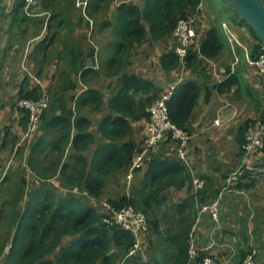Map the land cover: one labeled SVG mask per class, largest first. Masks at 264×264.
Here are the masks:
<instances>
[{
	"label": "crops",
	"instance_id": "1",
	"mask_svg": "<svg viewBox=\"0 0 264 264\" xmlns=\"http://www.w3.org/2000/svg\"><path fill=\"white\" fill-rule=\"evenodd\" d=\"M228 3L203 0L196 12L197 38L190 50L192 55L186 65L178 69L170 65L171 69H168L163 64L164 57L175 51L177 46L173 37L154 34L146 22V38L142 42H129L127 34L124 37L120 35L128 15L126 7L133 5L143 10L146 0H109L102 3L99 0H87L86 6L90 13L102 12L98 15L99 22L93 20V23L84 25L77 23L73 29L71 25H59L58 31L61 34L57 36H54L55 29L49 24L37 29L21 25L10 28L12 33L20 31L22 34L18 37L22 44L19 45L22 47L21 55L28 57V65L31 66L29 72L32 73L31 78L24 75L21 76V82L16 83L17 95L24 81H29V89L40 83V69L34 59L39 46L49 50L58 38V53L66 55L65 61L70 62L72 58L76 60L75 70L70 67L66 69L71 72L70 80L67 82L66 76H63L64 81L60 87L64 92L62 102L54 115L45 122V128L39 132L45 142L50 144L44 151L43 161L46 162L45 155L52 150L51 145L59 127L54 118L67 117L73 124L72 140L66 146L61 166L65 163L73 164L69 154H74L87 160L89 172L100 146H120L131 140L143 144L147 135L149 101L158 99L171 85L180 83L170 104L178 113L181 112L177 114L175 124L192 137L187 153L188 163H181L174 154L167 151L170 143L165 142L160 148V158L167 159V162L156 164L157 178L153 185L161 192L153 206L155 221L149 234L143 237L144 251L136 258L125 259V264H177L175 255L178 247L170 240L182 232L180 228L183 227H178L182 218L180 208L186 203V213L192 208L197 211L192 215L194 220L191 221L194 224L190 233H195L199 255H209L221 264H242L241 250L245 247L256 248L260 255L264 253V147L245 164L241 142L246 140L247 131L244 135L239 133L245 123L264 120V76L247 61V55H252L259 44V38ZM224 23L230 27L239 43L230 41ZM32 30L37 36L34 41L28 42L27 36ZM32 42H38V45H32ZM72 48L75 57L66 51ZM4 49H8L3 53L5 57L15 52L8 46ZM50 66L47 64L43 71L45 78L53 65ZM133 77L146 84L135 85L137 92L129 89L126 97H133L135 104L133 111L123 115L116 112V107L127 102L117 99L121 91L125 92L128 86L126 81ZM121 116L130 128V135L122 142L114 143L104 136L101 126L104 120L110 118L114 122ZM220 119L222 121L216 125ZM77 124L80 129L76 130ZM83 135L88 140L81 138L78 145L80 148L74 149L73 139ZM55 153L49 160L53 159ZM243 168L245 170L241 171ZM147 171H138L135 174L137 178L132 181L131 185L138 189L139 195L144 183L146 193L151 190L150 180L146 181ZM128 172L126 169L119 174L110 173L101 198L117 201L124 197L128 189ZM244 172H247L246 175L242 174ZM196 179L204 182L203 188L196 187ZM58 184L59 190L63 192H79L77 187L68 190L62 181ZM228 185L234 186L233 189H229ZM230 191L234 194L228 196ZM217 192L223 193L221 222L231 226L221 227L215 236L218 245L211 247L209 237L213 221L210 212L205 209L217 199ZM92 202L98 204V200ZM189 221L186 219L183 223L190 224ZM243 224L247 226V246L243 244ZM113 252L117 253L114 249ZM188 264H200L198 257L190 259Z\"/></svg>",
	"mask_w": 264,
	"mask_h": 264
},
{
	"label": "trees",
	"instance_id": "2",
	"mask_svg": "<svg viewBox=\"0 0 264 264\" xmlns=\"http://www.w3.org/2000/svg\"><path fill=\"white\" fill-rule=\"evenodd\" d=\"M105 1L109 0H99V3ZM261 1L263 2V0ZM202 2L203 0H146L143 10L137 6L129 5L125 10L128 11V15L124 21L125 26L120 31V35L124 37L125 34H127V37L130 40L129 42L140 43L146 38V28L144 26V22H146L149 24L151 31L154 32V34H158L162 37H173L178 20L180 18L198 16L196 12ZM72 6H75V0H68V2L64 3V6L61 8L62 11L56 14V20L61 16V20L57 23L58 26L65 24L66 19L65 17L63 18V16H66L67 18L69 11L72 10ZM17 11L20 10L17 9ZM161 29H163L162 32H160ZM58 34L60 35L61 33L56 30L54 36ZM260 43L259 40V44L254 48L252 54L253 58L258 55ZM64 49L67 48L64 47ZM44 51L45 53L43 54ZM54 51L55 52L53 53L48 49L44 50V46L38 47L37 53H35L34 57L40 69L38 75L43 74L47 64L51 65V63H54L52 62V60L54 61L53 55L56 54V64L54 63V65L59 64L64 67L66 66L61 73L63 76H66L65 79L68 82L70 80L71 72L66 69L67 67H70V69L75 70L76 60L72 58L70 62L65 61L67 60L65 54H59L57 47ZM66 51H69V54L73 55L72 57H75L74 48H72L71 51L70 49ZM39 53H42V56L40 55L39 57ZM51 53L53 55H51ZM191 55V51H189L186 62ZM164 59L166 61L163 60V64L168 69H171L169 68V65L175 69L181 67L180 60L175 51L164 57ZM139 84L143 85L146 83L136 77L126 81V85L128 86L124 89L125 92L121 91V95L117 101H125V103H127L119 104L121 106L116 107V112L125 115L130 111H133V105L135 104L134 98L126 96L128 95L129 89H135V92H137L138 90L135 85ZM28 85L29 81H24V85L18 95L20 100H38L42 95L41 85L39 84L33 89H29ZM156 100L157 99L154 98V101ZM154 101H149V105L151 106ZM116 105H118V103H116ZM169 110L170 118L175 124V122H177V114L181 112L178 113L175 108L171 107L170 102ZM16 111L21 113L20 125L28 126L29 115L27 111L18 107L16 108ZM122 119V116L117 117L114 122H111L110 118H108L102 123V133L111 141H114V143L122 142L128 135H130V128L126 121ZM54 121L59 124V127L56 139L51 145L52 150L47 151L45 155L47 162L43 161V156L46 149L45 147H49L50 144L45 142L43 135L41 136L38 134V138L33 144V147L27 146L26 143H28L29 140L25 143L26 148L29 151L27 167L30 169L33 177H35L36 185L32 186L27 201H24L22 199L23 197H21L23 201H19L18 197H16L18 200H13V203L10 206L12 207V210L10 213L9 236L13 237V247L10 252L9 264H116V255L113 254L114 252L112 253V250L116 249L127 256L130 249L134 246L135 238L131 233L126 232L123 229L110 227L105 224L103 222V217L105 216L106 211L104 212V209L101 207L99 208L98 204L92 201L99 200L103 195L109 182L108 178L110 177V173L119 174L126 169H130L134 159L142 151L143 144H136L131 140L120 146L115 144H111L110 146H100L97 153L98 156L93 162L92 168L89 172H87V160L83 156L81 157L74 154H69V158L73 161V164L65 163L61 166L66 146L72 140L71 133L73 124L71 119L67 117L54 118ZM249 124L250 122H247L239 129L240 135L245 134ZM77 129H80L79 124L76 125V130ZM20 133H22V131H20ZM9 136V131L3 134L0 132V146L6 148L8 144H11L12 150H14L19 143L20 135L13 134L10 137ZM81 138H86V136H77L73 139L72 147L74 149L78 150L80 148L78 145ZM245 143L246 140L244 139V141L241 142L242 147ZM44 144L46 145L44 146ZM87 145L88 144H86V146ZM55 151L56 153L53 159L49 160ZM242 152L244 154V148L242 149ZM160 157H162L160 152L158 155L150 156L146 162V166L139 170H148L146 173V181L150 180L151 190L149 192L146 193V184L144 183L140 195L138 192L131 198L128 195H124V197H121L117 201L108 200V202L117 209L128 206L142 209L147 215L150 228L155 221V209L153 206L155 200L160 197L161 192L159 190L157 191L156 187L153 185L157 178V172L155 171L157 170L156 164L158 163L160 165L161 163L167 162L165 161L167 159ZM177 165L180 166V163H177ZM56 176H59L65 188L71 190L77 187L79 193L69 191L68 194L57 195L53 191L41 186L42 184L40 185L41 182H48ZM24 178L27 179L25 176ZM153 189H155L156 192ZM219 194L220 192L216 193V198L220 196ZM136 197H139L141 201L139 199L136 200ZM187 204L188 203L180 208L182 218L180 219L181 222L178 227H183V229L180 228L182 232L180 235L173 237L170 240V242L178 247L177 254L175 255V261L177 264H188L191 259L190 240L192 233H190V230L194 224V221H191V219L194 220L192 215L196 214L197 211L195 208L190 209L191 207H188L190 210L186 213L185 210H187ZM22 206L23 209H21ZM186 219L190 220V224L183 223ZM246 227V224H243V244L245 246L248 245ZM252 249L253 247L248 246L241 250L242 264ZM207 256L209 255L202 253L198 256V262L203 264V260Z\"/></svg>",
	"mask_w": 264,
	"mask_h": 264
},
{
	"label": "rangeland",
	"instance_id": "3",
	"mask_svg": "<svg viewBox=\"0 0 264 264\" xmlns=\"http://www.w3.org/2000/svg\"><path fill=\"white\" fill-rule=\"evenodd\" d=\"M67 2L68 0H0V51H2V54L0 53V132L3 134L9 131L10 136L13 134L20 135L19 143L14 148V150H12L11 144H8L6 148H2L0 146V264H9L10 252L13 247V237L9 236L11 219L10 213L12 210V207L10 206L13 203L12 201L18 199L19 201L22 199L27 201V197L31 192L32 186L36 185V179L33 177V174L27 167L29 151L26 148V144L29 147H33L39 132L44 129L45 122L47 123L52 115H54L56 108L60 105V102H62V99L64 98V92H62L60 87L64 81L61 71L64 70L65 67L59 64L54 65V63L56 64L55 61L57 57L56 54H54V61L52 60L54 63H51V66H53H50L51 69L47 75L48 77L46 76L45 78L44 74L38 75L40 80L39 84L42 87L41 93L43 94L44 91L47 94L49 105L42 117L39 131L29 140L28 143H26L27 140H24L23 135L26 132L28 126L20 125L21 113L16 111L20 97L16 94L15 87L18 85L16 83L21 82V79L24 75L25 77L31 78L32 73L29 72V70L31 71V66L28 65V57H26V55H21L22 47L19 45L22 44L19 42L21 40L18 37L22 36V34L20 31L12 33L11 27L16 26L18 28L21 25L28 26L29 29L33 27L37 29L40 26L42 28L43 25L49 24L56 31L58 30L57 23H59V20H61V16L56 20V14L62 11L61 8L64 6V3ZM84 2L87 3V0H75V6L71 7L72 10L69 11L67 18L66 16H63V18L65 17L66 19L65 24L71 25L72 27H70L72 29L77 23L84 25L93 23V20L95 23L99 22L100 20L98 19V15L102 14V12L99 11V13H90L89 8L82 5ZM221 3H225L227 5L229 4L226 0H221ZM17 9L20 11H17ZM36 36L37 33L32 30L27 36L28 42L34 41ZM57 40L58 38H56V42H54L55 45L50 46V52H52L54 49L56 50V47L59 44ZM31 44L38 45V42H32ZM5 46H8L11 50L15 51L9 57L3 56V53L8 50L4 49ZM44 53L45 51L43 54ZM40 55L41 53H39V56ZM20 131H22V133H20ZM47 136L49 137L50 135L48 134ZM244 170V168L241 169V171ZM246 173L244 172L242 174L246 175ZM24 176L27 179H25ZM135 178H137V176L134 177V179ZM50 182H41L40 185L42 184L41 186L53 191L57 195L69 193L59 190L58 182H61L59 177H56L55 179L53 178ZM227 184H229V182ZM258 184L262 183L259 182ZM228 187H230V185H228ZM233 187L234 186L230 187L229 189H233ZM118 192L120 193L121 191ZM137 192L138 189H134V187L131 185L125 193L131 198ZM233 194V191L228 192V196ZM16 197H18V199ZM21 197L23 198L21 199ZM137 199L138 198L136 197V200ZM106 202H108V198H101L98 200V207L104 209V212L106 210L103 207ZM21 209H23V206ZM137 209L142 210L138 207ZM106 213L103 219L106 217ZM212 221L213 227L211 229L209 243H211V247H214L218 245V241H215V236L217 233H219L221 227L225 225L221 222V210L219 211L218 222L213 218ZM225 226L230 228L231 225L226 224ZM193 234L195 233L193 232ZM227 247L230 249L228 244ZM114 250L117 251L116 249ZM205 252L207 251L205 250ZM113 254L117 257L116 264H125L126 256L121 251H117V253L114 252Z\"/></svg>",
	"mask_w": 264,
	"mask_h": 264
},
{
	"label": "built area",
	"instance_id": "4",
	"mask_svg": "<svg viewBox=\"0 0 264 264\" xmlns=\"http://www.w3.org/2000/svg\"><path fill=\"white\" fill-rule=\"evenodd\" d=\"M86 7L87 3H82ZM197 16L189 18H180L173 33V39L177 46L175 53L180 60L181 67L186 65V58L189 55L190 48L197 38ZM223 27L230 38V41L239 43L234 33L227 24ZM247 61L250 65L257 68L258 72L264 76V46L260 43L258 55L253 58L252 55H247ZM180 83L177 82L170 86L169 90L164 92L148 109V124L147 135L144 139L142 151L134 159L128 175V189L130 188L135 174L146 166V162L150 156L158 155L160 148L165 142L170 143L167 151L174 154L181 162L188 163V147L192 139L191 135L185 130L174 124L170 118L169 102L176 93ZM49 100L47 94L43 91L42 96L38 100L21 99L18 102V108L27 111L29 115V124L24 135V140H30L40 129L42 117L48 108ZM222 120H217L216 125H219ZM264 147V120L253 121L246 133V143L244 145V163L250 162L252 157ZM197 188H203L204 182L200 179L195 181ZM74 193H79L74 190ZM223 193L215 199L208 210L212 218L218 222ZM107 211L103 222L110 227H118L126 232L131 233L135 238L134 246L130 249L125 259L136 258L143 251V237L149 233V221L146 213L138 210L133 206L124 207L121 209L115 208L110 202L104 204ZM199 256L195 236L191 234L190 240V258L194 259ZM203 264H219L214 258L208 256L203 260ZM243 264H264V253L260 255L256 248L247 255Z\"/></svg>",
	"mask_w": 264,
	"mask_h": 264
},
{
	"label": "water",
	"instance_id": "5",
	"mask_svg": "<svg viewBox=\"0 0 264 264\" xmlns=\"http://www.w3.org/2000/svg\"><path fill=\"white\" fill-rule=\"evenodd\" d=\"M231 8L247 23L264 46V2L261 0H227Z\"/></svg>",
	"mask_w": 264,
	"mask_h": 264
}]
</instances>
